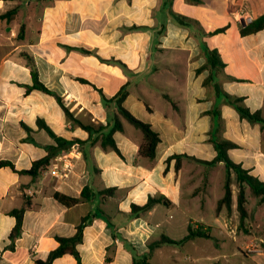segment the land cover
Instances as JSON below:
<instances>
[{"label": "crops", "instance_id": "0c3cea01", "mask_svg": "<svg viewBox=\"0 0 264 264\" xmlns=\"http://www.w3.org/2000/svg\"><path fill=\"white\" fill-rule=\"evenodd\" d=\"M243 10L253 22L264 14V0L0 1V161L21 171L47 156L45 147L56 143L39 120L84 150L65 181L43 171L32 178L0 168V264L45 260L58 247L56 237L74 236L88 216L77 246L80 262L64 255L52 264H133L162 236L185 238L190 225L209 229L216 243L197 237L164 244L150 261L264 264L260 198L249 207L246 188L241 227L236 182L231 211L223 206L217 213L226 169L223 162L203 163L216 158L217 136L236 145L228 150L232 162L264 182V127L242 119L229 101L242 99V106L264 119V29L243 33ZM30 64L39 82L96 133L70 122L54 96L27 91L34 84ZM123 91V107L160 136L153 160L139 155L144 136L123 118L122 131L113 135L120 153L101 146L99 137L112 129L115 100ZM177 155L188 157L179 170ZM230 177L236 181L233 172ZM85 187L91 197L76 205L55 198H80ZM110 188L112 194H99ZM158 197L169 205L132 215L133 205ZM25 198L22 235L9 249L16 224L10 212L22 208ZM209 202L211 218L205 216ZM249 245L257 251L247 252Z\"/></svg>", "mask_w": 264, "mask_h": 264}, {"label": "trees", "instance_id": "16d2710c", "mask_svg": "<svg viewBox=\"0 0 264 264\" xmlns=\"http://www.w3.org/2000/svg\"><path fill=\"white\" fill-rule=\"evenodd\" d=\"M0 1H14V0H0ZM14 14V11L7 13L4 17H9ZM264 29V14L260 16L258 19L253 21L252 23L248 24L247 27L243 30V33H255L259 30ZM84 53H90L84 49H82ZM212 60L218 61L221 63L219 56L216 52H211ZM32 75L34 84L31 87L27 88V91L30 90H40L44 93L50 94L56 98L62 109L66 114V118L72 122L73 124L81 127L82 129L86 130L89 134L96 133L98 130H94L92 127L84 125L80 120L76 119L73 114L65 107L61 98L57 96L55 93L48 90L43 84H41L38 80V76L36 73L35 68L31 65ZM127 96L126 92H122L120 96L115 100L116 106V115L114 119V125L109 132L102 133L99 137L102 142L101 146L104 150H113L117 153H120L117 145L113 139V135L115 132L122 131L123 126L121 122V118L125 119L128 123L133 125L135 128L139 129L143 136L144 140L140 146L139 155L145 158H149L153 160L156 156V149L158 144L160 143V136L157 132L152 129V126L149 123H145L138 118H136L133 114H131L127 109L123 107V102ZM230 103L235 107L237 112L239 113L242 119H246L250 122L260 123L262 127H264V119L262 118L260 112L252 113L249 109L242 106L243 100L240 98L230 99ZM105 102L108 100L104 99ZM39 128L44 129L50 135V137L55 141V146H48L45 147L47 156L35 161L32 164V167L28 170H21L17 171L14 165L8 161H0V168L9 167L14 172L20 175H29L32 178L37 177L40 172L49 166L50 161L61 151L67 149L73 141H67L63 138L57 137L53 131L43 122L42 120L38 121ZM212 143L214 144L215 150L217 152L216 158L211 162H203L204 164L214 165L219 162H223L225 169H226V180L224 183V195L217 203L216 212L218 213L221 208L224 206L229 212L231 211L232 205V196H233V189L231 185V173L233 172L236 176V182L238 185V192H237V205L236 210L240 217V225L243 226L244 219L247 216V209H246V188L250 191V194L253 197L260 198L261 204L264 205V182L260 181L253 175L249 173L248 170L242 168V166L235 164L230 160L228 157V150L236 147V145L228 140L222 139L217 136L212 137ZM173 158L177 159V169L180 168V160L182 158H188L187 156H174ZM114 188L106 189L101 191L99 194L103 196H107L108 194H112L114 192ZM91 197V191L88 187H85L81 192L80 198L69 197L63 194L56 193L55 198L60 203L66 206H73L80 203L83 200H88ZM25 204L20 209H14L10 212V215L14 216L16 219V224L12 231L9 234L10 246L9 249L14 248V244L16 240L22 235V228H23V218L24 213L29 207L28 200L25 198ZM164 204L169 205V201L165 197H158V198H150L148 203L144 206H132V215L139 216L142 213L149 211L155 204ZM90 217H86L82 220L81 224L77 227V231L74 236L65 238V237H56V241L58 242V247L51 251L48 257L45 260L36 259V264H52L56 259L63 257L64 255H72L76 258L78 262H80V255L77 249V246L82 242L83 239V230L87 225ZM201 237L206 238L214 243H216V239L210 234L209 229L204 230L203 226L200 225L199 228L195 229L193 226L188 227V234L185 238L179 241H174L169 239L166 236H162L159 241H155L149 244V252L148 254L144 255L141 258H134L133 264H153L151 260L152 252L155 248L160 247L164 244H171V245H182L186 241Z\"/></svg>", "mask_w": 264, "mask_h": 264}, {"label": "built area", "instance_id": "2783aa9c", "mask_svg": "<svg viewBox=\"0 0 264 264\" xmlns=\"http://www.w3.org/2000/svg\"><path fill=\"white\" fill-rule=\"evenodd\" d=\"M240 17L247 24L252 22V18L244 10L240 13ZM83 152L82 144L74 141L67 149L58 153L51 160L49 166L42 171L55 180L65 181L74 172L78 161L83 157ZM246 251L249 253L255 252L257 251V247L255 245H249Z\"/></svg>", "mask_w": 264, "mask_h": 264}, {"label": "rangeland", "instance_id": "374dc122", "mask_svg": "<svg viewBox=\"0 0 264 264\" xmlns=\"http://www.w3.org/2000/svg\"><path fill=\"white\" fill-rule=\"evenodd\" d=\"M123 122L127 123L125 120H123ZM130 127H133V126L130 125ZM133 129H136V128L133 127ZM224 172L225 171L223 170V173ZM231 185H232V189L237 190V186H236V181L235 180L234 181L231 180ZM215 194H217V191L215 192ZM254 203H255V198L253 196H250V198H249V207L252 206ZM260 204H261V202H260ZM211 205H212L211 202H209V206L208 207L210 208ZM213 214H214V209L210 208V210L208 209V211L205 213V216L207 218H211L213 216Z\"/></svg>", "mask_w": 264, "mask_h": 264}]
</instances>
